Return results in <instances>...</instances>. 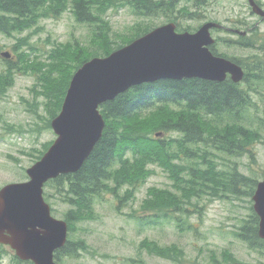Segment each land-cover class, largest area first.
Masks as SVG:
<instances>
[{
	"label": "trees",
	"instance_id": "trees-1",
	"mask_svg": "<svg viewBox=\"0 0 264 264\" xmlns=\"http://www.w3.org/2000/svg\"><path fill=\"white\" fill-rule=\"evenodd\" d=\"M111 1L0 0V35L5 37L31 30L42 19H58L66 11L77 24L90 31L91 40L87 46L73 38L46 53L47 61H51L49 68H62L57 69L61 71L60 79L54 78L51 87L43 86L42 105L48 129L61 109L73 74L83 63L94 57H106L154 28L137 24L127 37L114 36L106 18L113 5ZM190 1L195 11L187 5L177 9L171 0H124L122 8L128 7L140 18L161 16L167 22L205 17L202 14L204 2ZM194 30L177 25V31ZM250 32L251 35L242 37L243 47L249 52L247 55H224L242 68L243 78L239 83H233L229 77L223 82L159 80L132 87L99 107L104 120L102 135L80 169L59 175L43 186L44 200L51 206L52 214L56 210L51 203L66 207L61 219L68 225V236L65 245L54 253L55 263L63 264L64 258H75L80 251L87 250L85 240L74 237V233L79 224L94 220L97 201L108 194L120 204H126L137 187L151 176L150 166L157 165L168 173L174 191L149 190L140 210L151 214L132 216L140 227L173 223L179 231L194 230L189 214L195 212L201 219L203 207L199 202L203 199H246L249 212L233 235L264 264V240L258 236L259 218L251 202L264 170L258 177L250 167L257 163L254 146L263 141L264 132V33L258 28ZM33 50L28 38L19 39L13 45L19 62L3 61L1 94L12 87L13 73L31 57ZM211 52L220 55L213 49ZM53 71L48 72V77ZM52 142L43 146L34 162ZM214 153L230 158L247 156L252 175L242 173L236 164L226 169L218 168ZM147 250L175 263L183 255L176 246L160 247L154 242L149 243ZM13 259L17 264H31L15 256ZM233 262L229 254L225 264Z\"/></svg>",
	"mask_w": 264,
	"mask_h": 264
},
{
	"label": "rangeland",
	"instance_id": "rangeland-1",
	"mask_svg": "<svg viewBox=\"0 0 264 264\" xmlns=\"http://www.w3.org/2000/svg\"><path fill=\"white\" fill-rule=\"evenodd\" d=\"M257 1L262 2L264 8V0ZM111 2L113 5H110L106 18L114 36L127 37V33L137 24L150 27L165 22L161 16L140 18L133 15L128 7L122 8L124 0ZM184 5L191 11L196 10L190 0H180L177 9ZM202 14L206 17L186 20L178 18L174 22L181 28L193 30L206 21L215 20L225 24L227 19L237 21L242 17L252 26L256 24L260 33H264V20L250 13L246 0H205ZM23 38L29 39V44L34 48L33 54L13 73L12 87L0 93V188L8 183L25 181V170L34 163L35 156L45 144L56 139L53 131L46 127L47 114L42 105V94L43 86L51 87L54 78L60 79L61 71L57 69L62 68H49L51 61H47L46 53L73 38L87 46L91 34L86 26L77 24L72 14L66 11L58 19L40 20L36 27L22 34L12 37L0 35V73L5 72L4 60L19 62L13 45ZM1 53L9 54V58L2 57ZM228 53L239 56L249 52ZM51 70L54 71L48 77ZM262 134L263 141L254 146L257 163L250 164L254 176L258 177L264 170V132ZM156 137L160 138L159 135ZM214 160L218 168L226 169L236 164L242 173L252 175L248 169L247 156L230 158L214 153ZM150 169L151 176L137 187L133 198L126 204H120L108 194L104 195L103 200L97 201L94 220L79 224L74 233V237L85 240L87 250L80 251L75 258L65 260L64 264H225L229 254L235 262H263L233 235L241 219L249 212L246 199H203L199 202V206L203 207L201 219L195 212L189 214L194 230L179 231L173 223L140 227L134 217L151 214L140 210L149 190L174 191L167 172L157 165L150 166ZM125 189L120 191L121 194ZM51 204L56 210L54 216L61 219L66 207L56 202ZM150 242L160 247L176 246L183 252L180 261L175 263L149 252L147 247ZM13 256L8 247L0 245V264H17Z\"/></svg>",
	"mask_w": 264,
	"mask_h": 264
},
{
	"label": "water",
	"instance_id": "water-1",
	"mask_svg": "<svg viewBox=\"0 0 264 264\" xmlns=\"http://www.w3.org/2000/svg\"><path fill=\"white\" fill-rule=\"evenodd\" d=\"M251 12L264 20V10L247 0ZM207 22L195 33H177L173 23L152 29L106 57H94L73 74L59 113L51 120L56 139L32 164L28 180L0 189V244L9 246L21 261L56 264L54 252L67 240V224L51 215L43 198L44 184L59 175L75 173L102 135L99 107L132 87L159 80L201 79L234 83L243 71L234 62L211 53L212 28ZM4 58L9 54L1 53ZM259 218L258 236L264 240V178L252 196ZM243 264V263H233Z\"/></svg>",
	"mask_w": 264,
	"mask_h": 264
},
{
	"label": "flooded vegetation",
	"instance_id": "flooded-vegetation-1",
	"mask_svg": "<svg viewBox=\"0 0 264 264\" xmlns=\"http://www.w3.org/2000/svg\"><path fill=\"white\" fill-rule=\"evenodd\" d=\"M201 1L204 2L205 0H201ZM254 1L260 7L263 8L262 2L257 0ZM210 21L216 22L215 20H210ZM225 22H226L225 24L216 22V23H220L221 26L219 28L210 30L213 43L212 45L209 46V50L211 51V49H213L216 53L218 52L222 56L224 55L232 56V54L228 53V51H231L232 53L234 52L233 54H235L236 52L245 51L246 49H244L245 47H243L244 43L242 42V37L251 35L250 31L253 30L254 28H258V26L256 24L255 26L254 25L252 26V24L246 22L245 18H243L242 20V17H240L237 21H230L229 19H227ZM239 56L242 57L241 54Z\"/></svg>",
	"mask_w": 264,
	"mask_h": 264
}]
</instances>
